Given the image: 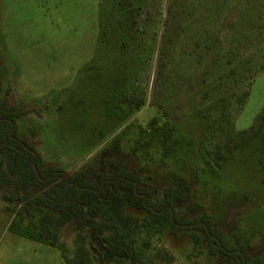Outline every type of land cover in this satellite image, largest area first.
<instances>
[{
  "label": "rangeland",
  "instance_id": "374dc122",
  "mask_svg": "<svg viewBox=\"0 0 264 264\" xmlns=\"http://www.w3.org/2000/svg\"><path fill=\"white\" fill-rule=\"evenodd\" d=\"M235 2L0 0V99L24 112L18 135L47 163L70 175L117 157L155 199L181 189L179 213L209 214L264 264V145H241L263 121L264 0ZM154 117L188 129L195 150L165 158L137 144V125ZM16 191L17 181L0 188V264H98L84 231L5 197ZM99 220L148 264H223L128 208L104 207Z\"/></svg>",
  "mask_w": 264,
  "mask_h": 264
},
{
  "label": "trees",
  "instance_id": "16d2710c",
  "mask_svg": "<svg viewBox=\"0 0 264 264\" xmlns=\"http://www.w3.org/2000/svg\"><path fill=\"white\" fill-rule=\"evenodd\" d=\"M248 4L249 0H236L233 10H241ZM194 112L191 114L196 115L195 109ZM23 115V111L0 99V188H8L15 181L23 184L22 192L5 197L17 205L25 204L27 210L39 206L53 212L75 229L84 231L98 264H148L134 247L104 232L99 220V211L104 207L118 214L128 208L136 211L142 224L153 230H169L174 235L190 237L194 244L203 243L208 254L220 258L223 264H254L247 248L229 244L224 230L209 214L190 217L178 212L184 200L181 189L168 188L155 199L153 187L117 157H105L98 172L70 175L47 163L33 145L18 135L16 121ZM262 119L260 129L246 143H241L249 146L250 153H256L264 145V114ZM137 128V144L154 147L162 157L195 150L196 143L187 134L188 129L170 124L165 117H154L146 126ZM19 227L13 223L11 230L19 233Z\"/></svg>",
  "mask_w": 264,
  "mask_h": 264
}]
</instances>
